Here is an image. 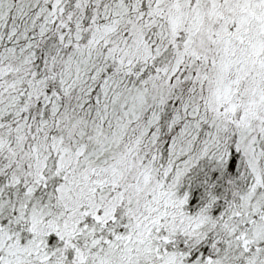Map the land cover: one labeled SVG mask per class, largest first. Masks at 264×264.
<instances>
[{"label":"snow or ice","instance_id":"1","mask_svg":"<svg viewBox=\"0 0 264 264\" xmlns=\"http://www.w3.org/2000/svg\"><path fill=\"white\" fill-rule=\"evenodd\" d=\"M0 264H264V0H0Z\"/></svg>","mask_w":264,"mask_h":264}]
</instances>
